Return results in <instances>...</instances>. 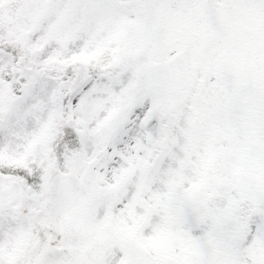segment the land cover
I'll return each instance as SVG.
<instances>
[{
    "label": "snow or ice",
    "instance_id": "1",
    "mask_svg": "<svg viewBox=\"0 0 264 264\" xmlns=\"http://www.w3.org/2000/svg\"><path fill=\"white\" fill-rule=\"evenodd\" d=\"M0 264H264V0H0Z\"/></svg>",
    "mask_w": 264,
    "mask_h": 264
}]
</instances>
